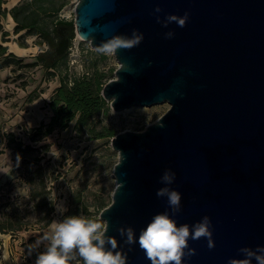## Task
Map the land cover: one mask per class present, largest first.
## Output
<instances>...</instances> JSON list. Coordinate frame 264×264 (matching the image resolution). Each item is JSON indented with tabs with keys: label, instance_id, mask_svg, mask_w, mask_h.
Listing matches in <instances>:
<instances>
[{
	"label": "water",
	"instance_id": "95a60500",
	"mask_svg": "<svg viewBox=\"0 0 264 264\" xmlns=\"http://www.w3.org/2000/svg\"><path fill=\"white\" fill-rule=\"evenodd\" d=\"M185 12L184 27L163 26ZM75 13L78 36L94 50L115 34L143 33L138 46L115 53L120 65L102 92L113 110L170 104L145 130L111 141L116 188L100 217L126 264H151L119 229L138 237L155 214H172L156 196L166 169L182 194L178 225L211 221L215 246L190 239L196 251L184 264H228L241 247L264 245V0H77ZM65 31L57 56L70 47Z\"/></svg>",
	"mask_w": 264,
	"mask_h": 264
},
{
	"label": "rangeland",
	"instance_id": "374dc122",
	"mask_svg": "<svg viewBox=\"0 0 264 264\" xmlns=\"http://www.w3.org/2000/svg\"><path fill=\"white\" fill-rule=\"evenodd\" d=\"M56 7L62 4L57 16L48 18L53 29L57 19L74 21V38L70 43L68 54L61 60V67L56 76L45 74L46 70L39 65L35 68L17 69V65L0 68V127L7 132H15L18 137L29 143L28 130L40 125L42 121L49 122L53 111L49 105L55 89L60 86V69L68 70L70 77H82L96 73L109 76L105 80L115 78L119 62L115 54L108 56L91 48L89 42L84 41L76 32L75 9L77 0H54ZM19 0H8L6 6L10 9ZM11 15L3 20L5 28L12 30ZM10 20V21H9ZM12 22V21H11ZM67 30L65 31V33ZM67 35V34H66ZM10 41L5 42L9 51L16 52L25 62L37 61V55L49 49L43 38L37 35L22 36L21 41L27 46L22 47L18 42V35L10 34ZM19 41V42H21ZM0 42L1 39H0ZM59 42V39H58ZM53 70V69H52ZM54 72V71H51ZM26 85L24 86V82ZM36 91L39 95L33 102H29V93ZM108 102V101H107ZM108 114H101L96 119V132L103 127L117 133L131 130L143 131L157 121L170 108L168 102L146 107H132L122 112H116L111 107ZM75 121L64 131L56 130L48 135L38 146L49 143L50 151L43 162L50 165L51 173L49 188L51 198L55 203L53 220H62L64 216L80 214L105 221L100 217L102 207L112 202L116 188L114 167L119 161V153L112 148L111 137L97 138V133L80 136L74 128ZM42 151V150H41ZM54 154V155H53ZM41 156H44L42 152ZM23 167L21 161L15 157V152L8 148L0 155V220H5L8 213L17 208L24 216L26 229L17 232H0V264H35L36 255L44 250V245L29 255V248L35 247L47 228H43L44 213L33 208V203L24 198L27 189L23 183ZM17 199V204L10 202ZM58 206L66 208L65 212L58 210ZM86 207L84 210V207ZM27 218V219H26Z\"/></svg>",
	"mask_w": 264,
	"mask_h": 264
},
{
	"label": "trees",
	"instance_id": "16d2710c",
	"mask_svg": "<svg viewBox=\"0 0 264 264\" xmlns=\"http://www.w3.org/2000/svg\"><path fill=\"white\" fill-rule=\"evenodd\" d=\"M19 2L9 9L6 6L8 0H0V39L2 41L0 42V68L17 65V69L12 68V71L17 72L23 68H35L42 65L46 70V75L56 76L57 69L61 67V60L68 54L67 52L63 56L56 55L55 48L59 43L58 39L60 40L58 29L65 26L66 34L72 41L74 38V21L57 19L56 27L52 29L48 18L53 15L58 18L62 4L56 7L54 0H19ZM8 14L11 15L15 23L12 30H7L3 25V20ZM11 33L18 35L16 41L21 48L27 46L26 42L20 40L22 36L37 35L43 38L39 45L42 46L46 43L49 45V49L40 52L37 55V61L25 62L24 58L19 57L14 51H9V47L4 45L5 42L11 40ZM58 75L60 76V86L55 89L49 102L53 116L49 122L42 121L39 126L28 130L29 143L18 137L15 132H7L0 127V155L10 148L15 152L17 160L19 157L18 162L21 161L23 167V183L27 189V195L24 198L27 197L28 201L33 203V208L37 212L44 213L45 224L43 228H47L53 221L55 203L51 198L52 192L49 188L50 165L43 162L45 155L51 149V145L44 143L38 146V143L56 130L59 132L66 130L74 121V128L81 137L85 134L97 133L95 136L97 138H113L117 134L114 130L105 127L96 132L97 117L101 114H108L110 110L109 103L102 93L104 86L109 82L105 80L109 75L96 73L91 76L71 78L68 70L65 69H60ZM23 85H26V81ZM38 97V93L32 91L29 93L28 101L31 103ZM42 152L44 156H41ZM17 199L10 204H17L18 206ZM105 207L107 206H103L102 210ZM17 208H14L11 214L8 213L5 220H0V232H17L26 229L24 225L26 214L21 215ZM85 208L84 210H86ZM83 216L91 218L85 214Z\"/></svg>",
	"mask_w": 264,
	"mask_h": 264
},
{
	"label": "clouds",
	"instance_id": "9594fccd",
	"mask_svg": "<svg viewBox=\"0 0 264 264\" xmlns=\"http://www.w3.org/2000/svg\"><path fill=\"white\" fill-rule=\"evenodd\" d=\"M155 13L162 9L157 6ZM188 20V13L183 16L168 14L162 21L163 26L175 22L179 27H184ZM157 21L161 22L157 16ZM174 32L165 33L166 38H171ZM143 40V33L133 30L132 34H115L107 39L97 51L111 56L121 49H131L138 46ZM54 155V154H53ZM19 161V157H18ZM176 174L171 169H166L160 177L163 185L156 191V196L166 198L171 210L155 214L150 222L141 229L136 236L133 227H121L120 236L124 244L139 245L151 264H184V258L195 254V249L189 247V240L205 238L209 249L215 246L212 239L211 221L208 216L193 225L179 224L174 218L181 209L182 194L171 188ZM62 213L66 211L63 206H58ZM108 224L99 219L89 218L79 214L64 216L62 220H53L47 232L36 242L35 247L29 248V255L36 251L40 245L44 250L36 255L35 264H126V258L117 251V242L107 234ZM228 264H264V245L255 248L243 246L239 255L229 258Z\"/></svg>",
	"mask_w": 264,
	"mask_h": 264
},
{
	"label": "crops",
	"instance_id": "0c3cea01",
	"mask_svg": "<svg viewBox=\"0 0 264 264\" xmlns=\"http://www.w3.org/2000/svg\"><path fill=\"white\" fill-rule=\"evenodd\" d=\"M16 4H17V3H15L14 5H16ZM10 18H11V21H12V22H11V21L9 20V21H10V24L12 25V27H14V24H15V23H14V20H13V18H12V17H10ZM6 29H7V30H11L10 28H6ZM4 45H5V43H4ZM17 49H20V50H22V48H21V47H17ZM13 51H14V50H13Z\"/></svg>",
	"mask_w": 264,
	"mask_h": 264
}]
</instances>
